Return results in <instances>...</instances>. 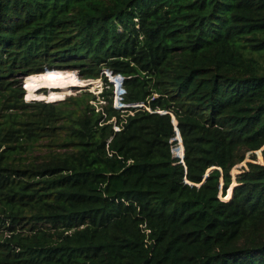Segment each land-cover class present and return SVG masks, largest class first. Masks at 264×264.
Returning a JSON list of instances; mask_svg holds the SVG:
<instances>
[{
  "label": "trees",
  "instance_id": "obj_1",
  "mask_svg": "<svg viewBox=\"0 0 264 264\" xmlns=\"http://www.w3.org/2000/svg\"><path fill=\"white\" fill-rule=\"evenodd\" d=\"M263 147L264 0H0V264H264Z\"/></svg>",
  "mask_w": 264,
  "mask_h": 264
},
{
  "label": "rangeland",
  "instance_id": "obj_2",
  "mask_svg": "<svg viewBox=\"0 0 264 264\" xmlns=\"http://www.w3.org/2000/svg\"><path fill=\"white\" fill-rule=\"evenodd\" d=\"M77 72V75L79 76V73H78V71H76ZM27 78V77H26ZM26 78L24 79V81H26ZM79 78H81V77H79ZM39 78H31L30 80H32V82L34 83H36V81L38 80ZM82 79V78H81ZM48 83V84H51V83H58V84H60L61 85V89L60 90H58V91H50L48 88H42V89H40L39 90V92H48L49 91V93L48 94H50L51 92H53V93H58V94H65L66 96H65V98L66 97H70L71 95H79V94H85L86 92H90V91H92V92H94L95 94L96 93H99L100 91H102V86H100L99 88H97V87H95V86H86V85H78V86H71L72 84V82H70L69 80H67V81H59V80H56V79H51V80H48V81H41L40 83ZM63 82V83H62ZM30 83H31V81H30ZM26 84V83H25ZM32 96V91L30 90V91H28V93L26 92L25 93V99L27 100V101H31V100H44L45 102H57V101H61V100H64V99H59V100H55V101H49L48 99H31V100H29L28 98H27V96ZM56 97H57V95H56ZM93 103H95V104H97L98 106H99V104L96 102V101H93ZM100 108V107H99ZM263 149H264V147H263ZM172 152H173V154L175 155V154H178V152H179V146L178 145H175V144H173V146H172ZM260 152H261V155H262V150H260ZM256 155H257V157H258V161H260V157H259V154H258V151H257V153H256ZM249 160H251V158H250V155L248 154V156H247V158H246V160L245 161H243V162H241V163H239V164H237L234 168H233V170H232V175H233V181H235L236 182V175L239 173V172H241V170L243 169V167H247V161H249Z\"/></svg>",
  "mask_w": 264,
  "mask_h": 264
},
{
  "label": "built area",
  "instance_id": "obj_3",
  "mask_svg": "<svg viewBox=\"0 0 264 264\" xmlns=\"http://www.w3.org/2000/svg\"><path fill=\"white\" fill-rule=\"evenodd\" d=\"M107 75L110 77V80H112L113 81V77H112V74L110 73V72H108L107 71ZM80 77V76H79ZM84 81V80H83ZM100 84H102V81H101V83ZM116 84V83H115ZM116 86H117V84H116ZM124 92V89H123V87H122V81H120V85H118L117 87H116V96H115V106L117 107V108H122V107H124L125 105L120 101V95L122 94ZM140 104H135V105H133V106H139Z\"/></svg>",
  "mask_w": 264,
  "mask_h": 264
},
{
  "label": "water",
  "instance_id": "obj_4",
  "mask_svg": "<svg viewBox=\"0 0 264 264\" xmlns=\"http://www.w3.org/2000/svg\"><path fill=\"white\" fill-rule=\"evenodd\" d=\"M26 87V86H25ZM174 119H175V117H174ZM176 124V127H177V131L179 132V136H180V138H181V134H180V131H179V128H178V125H177V123H175ZM181 143H182V147H183V155L181 156L182 158H184V146H183V141H182V138H181ZM210 170H212V169H209V171ZM208 171V172H209ZM234 185H236V184H234ZM233 185V186H234ZM233 186H232V190H233ZM232 195V194H231Z\"/></svg>",
  "mask_w": 264,
  "mask_h": 264
},
{
  "label": "bare ground",
  "instance_id": "obj_5",
  "mask_svg": "<svg viewBox=\"0 0 264 264\" xmlns=\"http://www.w3.org/2000/svg\"><path fill=\"white\" fill-rule=\"evenodd\" d=\"M55 93H56V92H55ZM53 94H54V93H51L50 95H51V97H52L53 99H55V100H56V99H60V98H65V96H66V95L64 94L62 97H58L59 94L57 93V94H56L57 97H56V96H54Z\"/></svg>",
  "mask_w": 264,
  "mask_h": 264
}]
</instances>
